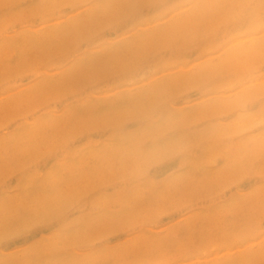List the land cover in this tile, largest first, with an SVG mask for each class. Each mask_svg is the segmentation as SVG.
Masks as SVG:
<instances>
[{"label":"rangeland","instance_id":"1","mask_svg":"<svg viewBox=\"0 0 264 264\" xmlns=\"http://www.w3.org/2000/svg\"><path fill=\"white\" fill-rule=\"evenodd\" d=\"M0 264H264V0H0Z\"/></svg>","mask_w":264,"mask_h":264}]
</instances>
